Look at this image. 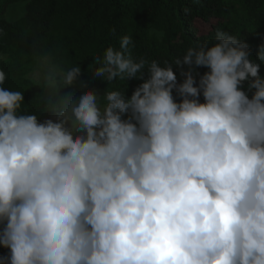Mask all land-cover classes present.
<instances>
[{
  "label": "clouds",
  "instance_id": "1",
  "mask_svg": "<svg viewBox=\"0 0 264 264\" xmlns=\"http://www.w3.org/2000/svg\"><path fill=\"white\" fill-rule=\"evenodd\" d=\"M130 45L94 57V79L143 81L103 106L96 92L61 95L81 67L44 58L37 85L56 120L29 113L0 69V264H264L260 63L217 29L174 60L179 83L173 62L136 60Z\"/></svg>",
  "mask_w": 264,
  "mask_h": 264
},
{
  "label": "trees",
  "instance_id": "2",
  "mask_svg": "<svg viewBox=\"0 0 264 264\" xmlns=\"http://www.w3.org/2000/svg\"><path fill=\"white\" fill-rule=\"evenodd\" d=\"M18 3L25 5V13L7 20V9ZM197 21L208 24L209 30L201 32ZM217 29L246 42L264 76V62L258 60L264 45V0H0V69L7 77L3 87L24 92V107L37 114L40 122L56 120L55 113L46 112L49 90L29 77L39 58L50 57L62 69L81 67L76 85L62 88L60 94L71 93L78 99L84 92H96L103 106L107 91H124L130 97L143 82L119 77L108 82L106 76L94 79L93 73L101 68L94 64V57L99 56L103 64L107 48L119 49L122 36L132 37L129 48L134 59L156 60L162 66L164 61L173 62L182 83L181 68L174 60L182 58L189 47L215 43ZM206 71L203 67L194 71L197 84ZM144 78H148L147 70ZM243 90L248 91L247 82ZM173 94L179 102L175 90ZM51 95H58L57 90H51ZM248 95L251 98L252 92ZM200 100L204 101L202 94ZM9 253L0 245V256Z\"/></svg>",
  "mask_w": 264,
  "mask_h": 264
},
{
  "label": "rangeland",
  "instance_id": "3",
  "mask_svg": "<svg viewBox=\"0 0 264 264\" xmlns=\"http://www.w3.org/2000/svg\"><path fill=\"white\" fill-rule=\"evenodd\" d=\"M24 13H25V5L23 3H18V4H15V5L9 7L4 16L7 20L13 21V20H16V19L20 18L21 16H23ZM196 24H197V26L201 32H206L210 28V26L208 24H204L200 21H197ZM47 58H49V66H56L50 57H47ZM43 60H44V58H39L37 60L35 67L31 71V73L29 74V77L34 82L37 83V79H39L41 84H43V77L46 75L47 70H48L47 67L43 63ZM38 73H39V77L37 76ZM76 82H77V80H76ZM76 82L71 86H75Z\"/></svg>",
  "mask_w": 264,
  "mask_h": 264
}]
</instances>
